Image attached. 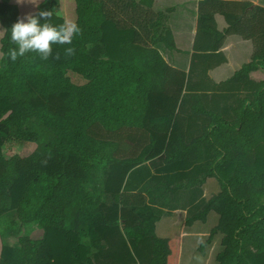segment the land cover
Listing matches in <instances>:
<instances>
[{
    "label": "trees",
    "instance_id": "obj_1",
    "mask_svg": "<svg viewBox=\"0 0 264 264\" xmlns=\"http://www.w3.org/2000/svg\"><path fill=\"white\" fill-rule=\"evenodd\" d=\"M36 2L55 11L53 24L75 20L82 34L74 56L54 45L48 60L12 62L5 29L37 9L0 0V264H180L181 235L157 233L162 215L148 196L168 195L173 210L176 195L208 178L218 190L185 219L218 216L200 252L220 235L217 264H264V78L250 76L264 72V6L200 0L184 70L158 48L177 46L153 0ZM235 33L251 41L250 59L215 83L208 72ZM8 140L37 147L7 155ZM14 229L16 244L1 240Z\"/></svg>",
    "mask_w": 264,
    "mask_h": 264
},
{
    "label": "crops",
    "instance_id": "obj_2",
    "mask_svg": "<svg viewBox=\"0 0 264 264\" xmlns=\"http://www.w3.org/2000/svg\"><path fill=\"white\" fill-rule=\"evenodd\" d=\"M226 1L243 2V1H250V0H226ZM199 2H200V0H153L152 6H151V9L153 11L164 12L168 16L166 23L171 28L173 35H174L175 43L177 46V49H174L175 51H177L175 53L178 55V59L183 58L184 60L181 61L180 63H177V62L173 61L171 58H169L174 62L172 64L169 62L171 60H168L166 58V56L168 57V55L166 54L167 52L165 51V49H167V48H165L164 46L160 47L161 45H158L159 47L158 46L157 47L159 48V50L162 52V54L165 56V58L167 59V61L170 64L175 65L176 67L184 69V70L189 69L191 58H192L194 39H195L196 32H197ZM251 2H253L254 5L264 6L263 5L264 3L261 0H254V1L251 0ZM169 9H173V10L168 11ZM216 19L218 21L220 30H223L227 27V23H226L223 15L217 14ZM0 32L2 33L1 27H0ZM221 51L225 55L226 60L224 62H220L221 64H219L217 66H213V68H211L208 72L209 77L215 83L224 81L227 78H229L230 76H232V74L237 69H239L243 63L247 62L250 59V56L252 53V44H251L250 40L244 39L239 34H236V33L235 34H229L228 36H226V38L222 44ZM186 60L188 62V65L183 66L184 63L186 62ZM258 73L261 74L260 79L254 77L255 76L254 74H258ZM262 74H263V71L259 69V70L252 71L250 73V76L254 80L260 81L263 79ZM214 181H215L214 178H208L207 181L204 183V184L207 183L206 188L204 187L205 190H207L208 186L210 184L212 185V183H213L214 186L212 188V192L213 191L216 192L218 190V189H216L217 183H216V181L214 183ZM204 184H203V186H204ZM202 187H199L195 190L196 193L197 192L200 193L199 194L200 199L202 198V196L204 197V196L208 195V193H204V194L202 193V191L200 190V188H202ZM185 192L188 193L189 191H185ZM155 193L156 192L154 191V195H155ZM193 194H192V196H193ZM158 199L159 198H156L154 200L158 201ZM154 200H152V201H154ZM176 200H177V198H176ZM176 200H174V201H176ZM196 200L197 199L192 200V198H191L189 201L185 202V205L183 204V205L179 206L180 212H183V213H181L182 217H186L188 215V213H190L189 211L193 209L191 207H194L196 205V203L199 201V199H198V201L195 202ZM179 202H182L181 199L179 200ZM176 203H178V202H174V204H176ZM178 205H179V203H178ZM174 210H178V208H175ZM168 211H170V210H168ZM212 213L216 214L214 211H212L211 214ZM165 215L166 214L161 216V220L157 222V226H156L157 233L160 232V234H162V235L165 234L164 230L160 227L162 220H165L166 216H167V218H173L172 213H169L166 216ZM198 223H196V225ZM200 223H202V222H200ZM192 227H194V226H186V228H188L190 231H192ZM181 238H182V235H181ZM183 240H184V237H183Z\"/></svg>",
    "mask_w": 264,
    "mask_h": 264
},
{
    "label": "rangeland",
    "instance_id": "obj_3",
    "mask_svg": "<svg viewBox=\"0 0 264 264\" xmlns=\"http://www.w3.org/2000/svg\"><path fill=\"white\" fill-rule=\"evenodd\" d=\"M251 1V0H250ZM254 1V0H252ZM263 3H264V0H261ZM17 2V0H16ZM70 2V0H69ZM68 2V3H69ZM67 3V1L65 2ZM18 4V6L21 7V4L19 3H16ZM264 5V4H263ZM68 6V5H67ZM30 7L27 6V9H29ZM24 11L23 13L26 14V10L25 8H23ZM59 9V12L61 13V15L67 17L69 15V12L67 11V9L65 8V4L62 8H58ZM160 11V10H159ZM122 19L123 16L121 17ZM121 18H119V20L121 22H123V20H121ZM160 47H163L162 45ZM165 52L168 57L166 56V58L168 60H173L177 63H180L181 61H183L184 59L181 58V59H178V55L175 53L177 51L175 50H168V49H165ZM193 54V53H192ZM171 58V59H169ZM192 59V58H191ZM171 60V61H172ZM169 61L170 63H174L173 61L171 62ZM191 63V62H190ZM185 65H188V62L186 60V62L184 63L183 66ZM199 72H201V76L202 75V70H200ZM197 72V74L199 73ZM256 78L260 79L261 78V74H254ZM263 78H264V72H263ZM74 76V75H73ZM75 79H77V76H74ZM79 78V77H78ZM82 81V80H81ZM37 147V144L35 142H30V141H19V140H8L5 142L4 144V151L7 155H12L14 153H19L25 149L29 150V151H33L35 148ZM216 183H217V180H215ZM214 181V183H215ZM207 186V183L204 184V186L202 188H200V190L202 191V193H208V195L206 196H202V198L200 199V193L199 192H180L178 194V196L176 195V198L177 200L174 201V202H178L176 204H174L173 208H178V210H171V206H167L168 205V200H169V196L168 195H165L163 197H159L158 201H152L150 199V197L148 196V204L151 205L150 207L157 211V213H160L162 216L164 214H169V213H172L173 214V218H167L166 216V219L165 220H162V223L160 224V227L164 229V227H166V230H168L169 228L171 229H175L178 233H180V235H182V244L184 245V249L182 250V253H181V258H180V264H217V261L215 260V255L216 253L218 252L219 250V247H220V241H219V236H216L215 239H214V245L213 246H208L205 248V254L201 253L200 250H199V246L202 242H204L208 237H209V234H210V230L211 228L217 223L218 221V216L214 213H210L208 217H210L208 219V221H206L205 223H198L196 225V223L193 225L194 227H192V231H190L188 228H186V224H185V219L186 217H182L181 216V213L183 212H180L179 210V206L181 205H185V202L186 201H189L191 198L192 200L194 199H197L195 202L199 201L196 203V205L194 207H191L193 208L192 211H195L197 209L200 208V205L204 203V201L208 198H210V196L215 192L213 191L212 192V188L214 186V184L212 183V185L210 184L207 188V190H205ZM205 187V188H204ZM218 187V186H217ZM203 189V190H202ZM157 193H160L159 190H157ZM193 194V196L191 195ZM181 199L182 202H179V200ZM190 208V209H191ZM168 210H171V211H168ZM190 213H188L189 215L193 212H191V210L189 211ZM14 219V217H12ZM19 231H22L24 233V235H28V236H31V237H34V238H38L42 235V230L39 229L37 226H25V227H22L20 226V230ZM17 230L14 229L12 230L11 232L7 233V234H4L2 237H1V240L6 242V243H10V244H16L18 242V237L16 236V233ZM174 233V234H177ZM183 237H184V240H183ZM218 237V239H217ZM212 262V263H211Z\"/></svg>",
    "mask_w": 264,
    "mask_h": 264
},
{
    "label": "clouds",
    "instance_id": "obj_4",
    "mask_svg": "<svg viewBox=\"0 0 264 264\" xmlns=\"http://www.w3.org/2000/svg\"><path fill=\"white\" fill-rule=\"evenodd\" d=\"M24 0H17L22 4ZM37 9L34 13H28L11 26L5 29L9 33V44L7 58L16 62L19 58L28 54H36L43 60H48L54 55V45H69L64 49V55L74 56L76 49L70 45L74 38L82 34V29L75 20L63 19L60 24H53L52 18L55 14L53 9L40 8L36 0H28ZM59 59V53H55Z\"/></svg>",
    "mask_w": 264,
    "mask_h": 264
}]
</instances>
